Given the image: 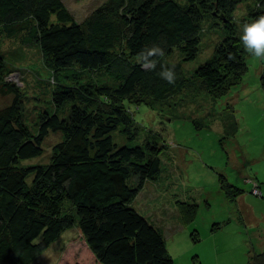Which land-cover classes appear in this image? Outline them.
<instances>
[{"label":"trees","instance_id":"1","mask_svg":"<svg viewBox=\"0 0 264 264\" xmlns=\"http://www.w3.org/2000/svg\"><path fill=\"white\" fill-rule=\"evenodd\" d=\"M249 2L248 18L236 19ZM260 15L264 0H109L78 23L62 0H0V36L39 48L56 85L54 111L44 109L31 124L29 98L7 81L15 70L0 53V92L11 98L0 108V264H34L71 229L78 236L58 264H175L162 229L132 207L163 174L165 146L152 130L141 139L130 106L176 112L199 96L227 95L249 70L242 25ZM206 32L222 40L186 76L182 64L196 60ZM153 45L164 56L144 70L135 58ZM176 52L183 62L172 63ZM161 65L174 66V84L157 75ZM69 70L73 79L60 82ZM116 133L137 144H117ZM53 134L61 140L49 162L30 163ZM219 183L230 200L243 195L222 174ZM248 264H264V251L250 254Z\"/></svg>","mask_w":264,"mask_h":264},{"label":"rangeland","instance_id":"2","mask_svg":"<svg viewBox=\"0 0 264 264\" xmlns=\"http://www.w3.org/2000/svg\"><path fill=\"white\" fill-rule=\"evenodd\" d=\"M62 1L82 23L109 0ZM248 4L252 3L239 6L236 19L248 18ZM221 40L220 32H206L196 60L185 63L176 52L171 61H182L184 74L190 76L213 56ZM0 53L7 67L15 70L7 81L29 98L27 119L38 123L44 109L54 111L51 94L56 87L43 54L37 47L2 36ZM246 63L249 70L242 83L220 98L199 96L176 112L130 106L142 127L141 139L152 130L162 135L165 146L163 174L145 185L132 207L162 229L175 264H248L250 254L264 251V60L247 53ZM73 74L59 73L60 82L73 79ZM10 103L11 98L0 92V108ZM60 140L59 134L51 135L44 155L30 163L47 164ZM114 140L119 145L137 144L119 133ZM221 174L243 190L240 198H227L220 188ZM255 183L260 196L253 194ZM193 206L194 214L189 215ZM77 236L76 229L66 231L34 264H58L66 243Z\"/></svg>","mask_w":264,"mask_h":264},{"label":"clouds","instance_id":"3","mask_svg":"<svg viewBox=\"0 0 264 264\" xmlns=\"http://www.w3.org/2000/svg\"><path fill=\"white\" fill-rule=\"evenodd\" d=\"M240 40L244 50L250 57L257 60H264V15L258 16L252 23H244L240 34ZM164 56V50L157 45L145 47L136 56V63L144 70H155L158 58ZM161 71L157 75L174 84L176 79L175 68L161 65Z\"/></svg>","mask_w":264,"mask_h":264},{"label":"built area","instance_id":"4","mask_svg":"<svg viewBox=\"0 0 264 264\" xmlns=\"http://www.w3.org/2000/svg\"><path fill=\"white\" fill-rule=\"evenodd\" d=\"M253 193L256 195L260 194L259 190L257 191V189L253 190Z\"/></svg>","mask_w":264,"mask_h":264},{"label":"crops","instance_id":"5","mask_svg":"<svg viewBox=\"0 0 264 264\" xmlns=\"http://www.w3.org/2000/svg\"><path fill=\"white\" fill-rule=\"evenodd\" d=\"M260 192V191H259Z\"/></svg>","mask_w":264,"mask_h":264}]
</instances>
